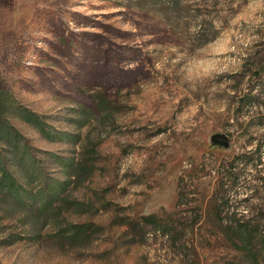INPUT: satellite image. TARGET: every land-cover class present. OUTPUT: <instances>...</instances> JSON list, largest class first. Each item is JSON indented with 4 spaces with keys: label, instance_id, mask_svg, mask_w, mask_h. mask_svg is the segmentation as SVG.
Instances as JSON below:
<instances>
[{
    "label": "rangeland",
    "instance_id": "1",
    "mask_svg": "<svg viewBox=\"0 0 264 264\" xmlns=\"http://www.w3.org/2000/svg\"><path fill=\"white\" fill-rule=\"evenodd\" d=\"M0 264H264V0H0Z\"/></svg>",
    "mask_w": 264,
    "mask_h": 264
},
{
    "label": "trees",
    "instance_id": "2",
    "mask_svg": "<svg viewBox=\"0 0 264 264\" xmlns=\"http://www.w3.org/2000/svg\"><path fill=\"white\" fill-rule=\"evenodd\" d=\"M248 95V94H247ZM246 104L248 105V106H253L254 104H257V102L256 101H254V95H251V96H248V97H246ZM260 144L259 145H257L256 146V148H255V150L256 151H259V148H260ZM141 220L143 221V222H149V221H155L156 220V216L155 215H153V214H150V215H144V216H141ZM236 228V230L237 231H243L245 228H246V226L245 225H237V227H235ZM82 228L80 227V226H77L76 227V230L75 231H73V233H72V237H76V236H78L79 234H81L82 232H83V230H81ZM246 230V229H245Z\"/></svg>",
    "mask_w": 264,
    "mask_h": 264
},
{
    "label": "water",
    "instance_id": "3",
    "mask_svg": "<svg viewBox=\"0 0 264 264\" xmlns=\"http://www.w3.org/2000/svg\"><path fill=\"white\" fill-rule=\"evenodd\" d=\"M214 141L216 142V143H225L226 142V138H225V136L224 135H222V134H217V135H215L214 136Z\"/></svg>",
    "mask_w": 264,
    "mask_h": 264
}]
</instances>
